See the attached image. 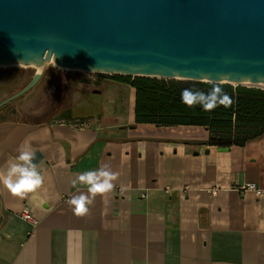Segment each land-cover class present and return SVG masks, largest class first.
Masks as SVG:
<instances>
[{
	"label": "crops",
	"instance_id": "0c3cea01",
	"mask_svg": "<svg viewBox=\"0 0 264 264\" xmlns=\"http://www.w3.org/2000/svg\"><path fill=\"white\" fill-rule=\"evenodd\" d=\"M130 88L115 127L99 121L108 110L0 122V170L27 140L44 176L24 197L0 184V264H264V136L226 150L187 143L208 131L135 123ZM102 165L118 174L113 190L75 216L67 201L87 189L72 181Z\"/></svg>",
	"mask_w": 264,
	"mask_h": 264
},
{
	"label": "water",
	"instance_id": "95a60500",
	"mask_svg": "<svg viewBox=\"0 0 264 264\" xmlns=\"http://www.w3.org/2000/svg\"><path fill=\"white\" fill-rule=\"evenodd\" d=\"M264 84V0H0V65ZM222 150L228 147H219Z\"/></svg>",
	"mask_w": 264,
	"mask_h": 264
},
{
	"label": "trees",
	"instance_id": "16d2710c",
	"mask_svg": "<svg viewBox=\"0 0 264 264\" xmlns=\"http://www.w3.org/2000/svg\"><path fill=\"white\" fill-rule=\"evenodd\" d=\"M120 81L135 88V123H152L157 126L192 125L208 131L207 139L186 141L187 143H207L230 148L244 146L247 142L264 136V87L156 76L127 75ZM213 83L222 85L224 92L232 100L230 107L219 106L206 112L199 105L190 108L182 103L183 89L207 92ZM11 103L0 107V122L11 120V116L17 114ZM74 111L71 108L65 109L60 112V116L66 118L78 115ZM83 115L92 116L89 112Z\"/></svg>",
	"mask_w": 264,
	"mask_h": 264
},
{
	"label": "rangeland",
	"instance_id": "374dc122",
	"mask_svg": "<svg viewBox=\"0 0 264 264\" xmlns=\"http://www.w3.org/2000/svg\"><path fill=\"white\" fill-rule=\"evenodd\" d=\"M36 71L35 65H0V100L20 89ZM126 76L69 69L50 63L33 88L12 101L11 107L16 109L17 114L11 118L44 123L52 120L59 121L63 120L60 112L71 108L75 109V114H78L75 117L76 122L79 123L87 116L83 115L85 112L94 115L100 111L107 113L108 110L111 114L102 117L99 121L107 127H115L118 125L115 119L116 114L111 111L121 105L123 109L131 108L130 85L120 81ZM248 85L264 87V84ZM114 105H116L115 108Z\"/></svg>",
	"mask_w": 264,
	"mask_h": 264
},
{
	"label": "clouds",
	"instance_id": "9594fccd",
	"mask_svg": "<svg viewBox=\"0 0 264 264\" xmlns=\"http://www.w3.org/2000/svg\"><path fill=\"white\" fill-rule=\"evenodd\" d=\"M181 101L190 108L199 105L206 112L219 106L227 108L232 104L231 98L219 83H213L207 92L185 88L181 91ZM35 160V153L27 140L21 142L14 160L9 161L6 168L0 170V184L13 196L19 197L40 188L44 183V176ZM117 178L118 174L107 165L79 173L72 185H83L87 191L73 195L67 201L73 214L78 217L86 215L97 196H103L113 190Z\"/></svg>",
	"mask_w": 264,
	"mask_h": 264
},
{
	"label": "built area",
	"instance_id": "2783aa9c",
	"mask_svg": "<svg viewBox=\"0 0 264 264\" xmlns=\"http://www.w3.org/2000/svg\"><path fill=\"white\" fill-rule=\"evenodd\" d=\"M243 189H250V190H254L256 193L260 194L262 192V190L257 187L256 183L254 182H248L246 185H243L242 187ZM21 215L24 219L28 220L29 222H31L32 224H36L37 220L34 217V215L30 212L28 207H24L21 210Z\"/></svg>",
	"mask_w": 264,
	"mask_h": 264
},
{
	"label": "bare ground",
	"instance_id": "6f19581e",
	"mask_svg": "<svg viewBox=\"0 0 264 264\" xmlns=\"http://www.w3.org/2000/svg\"><path fill=\"white\" fill-rule=\"evenodd\" d=\"M2 66H6V65H2ZM35 67H37V66H35ZM37 69H38V67H37ZM257 84V83H256ZM132 99H133V94H132Z\"/></svg>",
	"mask_w": 264,
	"mask_h": 264
},
{
	"label": "flooded vegetation",
	"instance_id": "af4514ba",
	"mask_svg": "<svg viewBox=\"0 0 264 264\" xmlns=\"http://www.w3.org/2000/svg\"><path fill=\"white\" fill-rule=\"evenodd\" d=\"M68 109V108H67Z\"/></svg>",
	"mask_w": 264,
	"mask_h": 264
}]
</instances>
